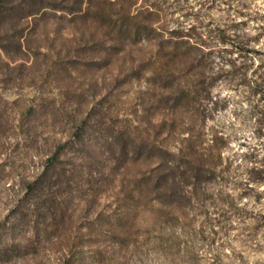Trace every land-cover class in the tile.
<instances>
[{
    "label": "rangeland",
    "instance_id": "374dc122",
    "mask_svg": "<svg viewBox=\"0 0 264 264\" xmlns=\"http://www.w3.org/2000/svg\"><path fill=\"white\" fill-rule=\"evenodd\" d=\"M264 0H0V264H264Z\"/></svg>",
    "mask_w": 264,
    "mask_h": 264
},
{
    "label": "trees",
    "instance_id": "16d2710c",
    "mask_svg": "<svg viewBox=\"0 0 264 264\" xmlns=\"http://www.w3.org/2000/svg\"><path fill=\"white\" fill-rule=\"evenodd\" d=\"M257 93L260 94L262 100H264V84H257Z\"/></svg>",
    "mask_w": 264,
    "mask_h": 264
}]
</instances>
